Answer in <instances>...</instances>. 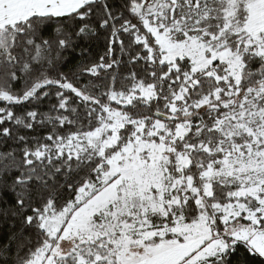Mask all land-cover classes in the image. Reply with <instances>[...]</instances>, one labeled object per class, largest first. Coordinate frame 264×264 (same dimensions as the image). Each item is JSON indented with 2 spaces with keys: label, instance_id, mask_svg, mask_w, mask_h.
<instances>
[{
  "label": "snow or ice",
  "instance_id": "snow-or-ice-1",
  "mask_svg": "<svg viewBox=\"0 0 264 264\" xmlns=\"http://www.w3.org/2000/svg\"><path fill=\"white\" fill-rule=\"evenodd\" d=\"M0 264H264V0H0Z\"/></svg>",
  "mask_w": 264,
  "mask_h": 264
}]
</instances>
